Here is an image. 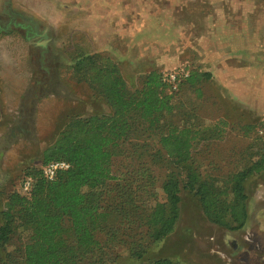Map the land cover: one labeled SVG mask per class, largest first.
I'll use <instances>...</instances> for the list:
<instances>
[{"label": "trees", "instance_id": "1", "mask_svg": "<svg viewBox=\"0 0 264 264\" xmlns=\"http://www.w3.org/2000/svg\"><path fill=\"white\" fill-rule=\"evenodd\" d=\"M73 70L88 85L94 102L109 112L69 113L39 165L22 170L19 185L32 178L31 192L3 191L0 264H119L122 256L136 264H189L148 258L149 250L175 231L182 191L196 197L213 224L230 231L245 227L246 182L264 171V119L263 135L256 139L257 160L230 175L226 185L217 184L194 165V147L205 136L204 129L186 122L187 114L203 118L191 105V96L201 103L214 98L215 93H206L210 86L205 99L195 89L197 81L210 80V75L191 70L173 90L159 72H152L142 88L131 89L118 63L103 54L78 56ZM219 121V127L229 124ZM119 158L126 160L123 168L118 167ZM57 161L71 167L47 181L41 167ZM169 163L178 171L162 170Z\"/></svg>", "mask_w": 264, "mask_h": 264}, {"label": "rangeland", "instance_id": "2", "mask_svg": "<svg viewBox=\"0 0 264 264\" xmlns=\"http://www.w3.org/2000/svg\"><path fill=\"white\" fill-rule=\"evenodd\" d=\"M212 1L0 0V199L4 190H18L26 166L39 165L69 113L109 112L94 102L88 85L76 79L78 56H109L131 89L142 88L150 73L175 71L188 59L192 60L188 69H193L196 56L187 53V34L193 32L189 38L195 42L194 29L201 16L196 10L211 7ZM206 93L214 94L215 87H208ZM191 98L203 118L187 114L186 122H195L205 133L195 144L193 164L205 179L226 185L230 175L257 160L256 139L264 117L224 100L217 103L216 112L211 101ZM220 119L229 124L219 127ZM248 124L257 129L249 130ZM124 162L119 158L118 167L123 168ZM166 168L162 170L179 169L173 163ZM155 172L162 180L164 175L157 168ZM246 194L247 223L230 231L210 222L196 197L182 191L175 231L151 248L148 258L189 264H264V171L247 180ZM136 263L129 256L119 260V264Z\"/></svg>", "mask_w": 264, "mask_h": 264}, {"label": "crops", "instance_id": "3", "mask_svg": "<svg viewBox=\"0 0 264 264\" xmlns=\"http://www.w3.org/2000/svg\"><path fill=\"white\" fill-rule=\"evenodd\" d=\"M211 7L196 10L195 42L189 38L187 53L196 56L193 69L210 75L197 81L198 95L215 87L211 100L230 101L237 108L264 117V0H213ZM165 21L170 22L165 15ZM187 60L188 68L191 65ZM210 83V84H208ZM214 105L215 111L218 109ZM217 112V111H216ZM263 120V119H262Z\"/></svg>", "mask_w": 264, "mask_h": 264}, {"label": "built area", "instance_id": "4", "mask_svg": "<svg viewBox=\"0 0 264 264\" xmlns=\"http://www.w3.org/2000/svg\"><path fill=\"white\" fill-rule=\"evenodd\" d=\"M191 75L190 69L187 66H181L175 71H168L162 74V81L166 85L172 87L173 90H177L179 85L187 80ZM263 135V131H260ZM71 165L64 161L51 162L47 165L42 166L43 177L47 181H54L57 175L61 171L69 170ZM33 179L30 177L24 178L18 186V191L22 195H28L33 187Z\"/></svg>", "mask_w": 264, "mask_h": 264}, {"label": "flooded vegetation", "instance_id": "5", "mask_svg": "<svg viewBox=\"0 0 264 264\" xmlns=\"http://www.w3.org/2000/svg\"><path fill=\"white\" fill-rule=\"evenodd\" d=\"M37 30V29H36ZM37 32V31H36Z\"/></svg>", "mask_w": 264, "mask_h": 264}]
</instances>
